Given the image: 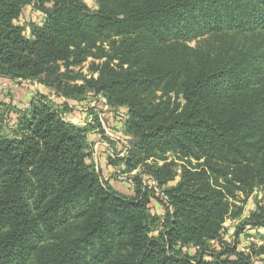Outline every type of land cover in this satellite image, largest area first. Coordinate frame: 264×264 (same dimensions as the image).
<instances>
[{"label":"trees","instance_id":"1","mask_svg":"<svg viewBox=\"0 0 264 264\" xmlns=\"http://www.w3.org/2000/svg\"><path fill=\"white\" fill-rule=\"evenodd\" d=\"M94 3L0 0V76L125 108L132 139L109 162L142 171L129 194L104 179L97 114L69 121L70 103L39 91L24 109L0 101V264H254L223 231L264 189V0ZM26 6L43 20L18 23ZM91 57L90 75L76 69ZM246 224L264 226V206L236 235Z\"/></svg>","mask_w":264,"mask_h":264},{"label":"rangeland","instance_id":"2","mask_svg":"<svg viewBox=\"0 0 264 264\" xmlns=\"http://www.w3.org/2000/svg\"><path fill=\"white\" fill-rule=\"evenodd\" d=\"M87 4L91 7H95L94 0H85ZM44 18V14L33 6H26L23 10L22 15L17 20L21 25H27L30 21L41 22ZM203 39L194 40L189 42L191 46H198L201 44ZM94 58H89L84 64L76 68L79 69L85 75H90V65ZM99 62V60H97ZM36 82H21L17 87L18 83H13L9 81L0 82V96H5V100L1 98L2 102L10 103L15 107L24 109L29 106L32 97L35 96L37 90L43 91L46 95H49L50 101L58 105L59 101L71 102L72 109L66 114L73 115H83V117L89 120L92 119L91 112L97 114L99 120L103 124L104 133L95 130L91 131L88 135L89 143L91 148L88 149L90 152V160L94 162L99 169L102 170L104 179L108 181L117 191L125 194L131 193L135 186L134 175L141 173L142 169H137L131 173L124 172L125 166L123 163H113L111 164L110 158L116 153L119 156H125L128 152L130 140L132 137L125 132L124 121H125V108L119 110H112L107 99L103 95H93L88 94L83 100L65 99L63 97L57 96L54 89H50L47 86L36 83ZM10 95V96H8ZM10 100V101H9ZM7 101V102H6ZM26 103V104H25ZM17 114L15 111H11L8 114V124L13 125ZM69 117V116H68ZM169 161L173 160V155L168 154ZM150 159L149 161H151ZM178 168L180 163L176 160ZM196 163L194 160L192 161ZM180 169H178L179 171ZM143 181L148 182L151 188L157 192V195H161L160 190L156 187L155 181L151 178L149 174H143ZM239 195L241 199H244V195L240 192ZM150 207L153 213L160 216L164 215L166 202V197L162 196V199H158L155 196H151ZM162 200V201H161ZM237 205L243 207V212L240 217L231 219L229 218L225 225V230L223 231V238L228 243H236L239 249L246 251L247 253L252 252L254 264H264V255L260 256L256 252L259 251L260 246L264 244V226L250 225L246 224V229L242 230L239 235H236L238 227L242 223H246L249 219L251 213L259 211V206H264V189L257 188L253 195L248 198L245 202L238 201ZM214 248H219L220 244L218 242H212Z\"/></svg>","mask_w":264,"mask_h":264},{"label":"crops","instance_id":"3","mask_svg":"<svg viewBox=\"0 0 264 264\" xmlns=\"http://www.w3.org/2000/svg\"><path fill=\"white\" fill-rule=\"evenodd\" d=\"M1 81H9V82H13V83H15V85H16V83H18V85H16L17 87H18L19 84L21 83L20 81H15V80H12V79L7 78V77H4V76H0V82H1ZM35 84H36V83H35ZM35 88H36L37 91L43 93V91H40V90L37 89V88H38L37 86H35ZM8 96H10V95H8ZM1 98H3V99L5 100V96H4V95H3L2 97L0 96V101H2ZM9 101H10V100H9ZM62 101H64V100H62ZM62 101H59V103L62 102ZM6 102H7V101H6ZM25 104H26V103H25ZM27 104H29V103H27ZM70 105H71V102H70ZM71 106H72V105H71ZM68 116H69V117H68ZM65 117H66V119L69 120V121L76 122V123H80V124H84L86 121H89V119L86 120V118L83 117V115H79V114H77V115L66 114Z\"/></svg>","mask_w":264,"mask_h":264},{"label":"built area","instance_id":"4","mask_svg":"<svg viewBox=\"0 0 264 264\" xmlns=\"http://www.w3.org/2000/svg\"><path fill=\"white\" fill-rule=\"evenodd\" d=\"M24 82H30V81H24Z\"/></svg>","mask_w":264,"mask_h":264}]
</instances>
